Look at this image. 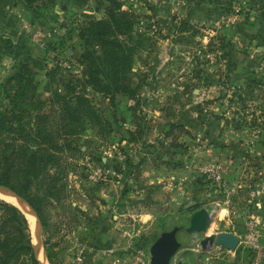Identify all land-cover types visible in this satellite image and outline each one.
I'll use <instances>...</instances> for the list:
<instances>
[{"label":"rangeland","instance_id":"374dc122","mask_svg":"<svg viewBox=\"0 0 264 264\" xmlns=\"http://www.w3.org/2000/svg\"><path fill=\"white\" fill-rule=\"evenodd\" d=\"M118 1L133 27L115 35L114 55L129 57L116 71L134 94L85 77L103 52L87 24L108 0H0V129L34 151L41 122L57 150L26 151L19 171L46 264H150L151 244L175 226L170 264H264V0ZM72 91L93 109L76 127L60 110ZM201 208L207 230L186 231ZM223 231L235 250L202 245Z\"/></svg>","mask_w":264,"mask_h":264},{"label":"trees","instance_id":"16d2710c","mask_svg":"<svg viewBox=\"0 0 264 264\" xmlns=\"http://www.w3.org/2000/svg\"><path fill=\"white\" fill-rule=\"evenodd\" d=\"M85 1V0H76ZM27 4L32 5L33 0H25ZM121 5L118 0H108L106 5V17L98 21H90L87 25V35L97 41L100 47L103 48L102 56L96 61H89L85 64V77L91 84L97 83L99 75L105 76L111 83L122 87L125 93L134 94L137 89L131 88V78L126 75L125 71L117 73V68L121 64V69L125 68V62L128 61V56L116 57L114 48L117 46L115 35L126 34L132 30L133 22L130 18L118 14V9ZM112 38V39H111ZM256 85L262 88L264 80L258 79ZM253 83V82H251ZM250 83V84H251ZM253 90V88H252ZM71 99L64 102L60 110L70 117L74 126H78L80 121L90 119L93 109L88 103L84 94L72 91ZM70 104V106H69ZM6 113V112H5ZM3 112H0V116ZM44 118V117H43ZM5 130H10L11 136L6 134V131L0 129V185L5 186L17 195H19L36 213L38 218H41V213L31 196H28V187L30 179L27 173L19 171L22 168V160L25 159L26 151H29L26 146L16 145L18 132L14 127H4ZM33 141H37L39 148L31 153L30 159H36L40 155L50 154L46 152V148L50 146V150L57 151L55 142L46 125L38 123L37 129L30 133ZM29 137L27 136V139ZM25 150V152L23 150ZM30 171L34 170V163H29ZM14 171L16 172L15 174ZM14 175V176H13ZM22 175V179H21ZM29 224L25 215L11 203L0 199V264H40L38 261L33 246L27 242L29 236Z\"/></svg>","mask_w":264,"mask_h":264},{"label":"water","instance_id":"95a60500","mask_svg":"<svg viewBox=\"0 0 264 264\" xmlns=\"http://www.w3.org/2000/svg\"><path fill=\"white\" fill-rule=\"evenodd\" d=\"M0 190H3L13 196L14 198L25 202L19 195H17L11 189L0 185ZM26 203V202H25ZM28 208L32 211L33 216L37 222V225L40 226V221L35 211L26 203ZM210 213L207 209L201 208L195 211L191 218L190 224L186 228L188 232H205L209 226ZM179 227L175 226L170 230H166L160 233V235L155 239L151 244L150 252V264H170L172 258L176 254L177 250L180 248V242L177 239V233ZM40 242L39 228L37 230V244L33 246L35 255L38 259V246ZM214 243L215 245L221 246L223 249L235 250L239 244V238L232 232H219L217 234L212 233L206 235L202 240V245L205 243ZM41 263V261L38 259Z\"/></svg>","mask_w":264,"mask_h":264},{"label":"bare ground","instance_id":"6f19581e","mask_svg":"<svg viewBox=\"0 0 264 264\" xmlns=\"http://www.w3.org/2000/svg\"><path fill=\"white\" fill-rule=\"evenodd\" d=\"M0 199L1 201L4 200L8 203L13 204L14 206H16L18 209H20V211L25 215L28 224H29V229L31 230V233L33 234L32 237H34V241H33V245L37 244V235L35 230H34V223H36L35 217L33 216L32 211L28 208V206L26 205L25 202L18 200L16 198H14L13 196H11L10 194H8L7 192L0 190ZM38 259L41 261V263L46 264L45 261V256L42 253L41 247H40V242H39V246H38ZM48 263V262H47Z\"/></svg>","mask_w":264,"mask_h":264},{"label":"built area","instance_id":"2783aa9c","mask_svg":"<svg viewBox=\"0 0 264 264\" xmlns=\"http://www.w3.org/2000/svg\"><path fill=\"white\" fill-rule=\"evenodd\" d=\"M206 170L212 174V176L214 177V180L218 181V186H220V185L223 186L222 181L224 182V179L222 177V171H221V168H220L219 164L214 165V166H211L210 164H207ZM257 190H258L257 191L258 194H262L261 196L264 195V181H263L262 184H260V187H258ZM253 227L254 226L251 224L250 229H252ZM249 234H250L249 237L251 238L252 236H254V231L250 232ZM79 261H80V259L77 258V262H79Z\"/></svg>","mask_w":264,"mask_h":264},{"label":"crops","instance_id":"0c3cea01","mask_svg":"<svg viewBox=\"0 0 264 264\" xmlns=\"http://www.w3.org/2000/svg\"><path fill=\"white\" fill-rule=\"evenodd\" d=\"M263 207H264V202H263Z\"/></svg>","mask_w":264,"mask_h":264}]
</instances>
